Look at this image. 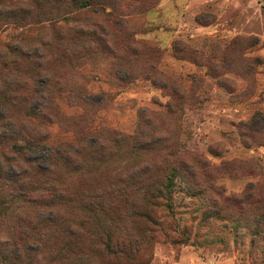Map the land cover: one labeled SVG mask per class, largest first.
<instances>
[{"label":"rangeland","instance_id":"374dc122","mask_svg":"<svg viewBox=\"0 0 264 264\" xmlns=\"http://www.w3.org/2000/svg\"><path fill=\"white\" fill-rule=\"evenodd\" d=\"M114 3L159 54L94 53L71 32L92 16L67 3L71 21L57 25L72 38L47 64L61 90L51 124L14 111L26 156L0 147V264H264V0H161L142 14L137 0ZM60 144L87 146L96 164L64 170L54 205L22 176ZM170 176L173 210L150 204L140 189Z\"/></svg>","mask_w":264,"mask_h":264},{"label":"trees","instance_id":"16d2710c","mask_svg":"<svg viewBox=\"0 0 264 264\" xmlns=\"http://www.w3.org/2000/svg\"><path fill=\"white\" fill-rule=\"evenodd\" d=\"M115 0L104 2L103 0H0V34L10 31L12 28L20 32L11 40L3 41L0 38V76L3 73H10L13 81H0V147L8 148L11 152L26 156L22 147L17 146L12 141V137L17 131L8 121L14 111L26 113V118L34 120L41 127H49L52 116L50 114L52 105L54 111L58 105V98L61 90H56L57 85L50 76L47 67L48 61L58 53L53 51L54 42L66 39L72 34L81 43H90L92 51L99 54H120L123 59L128 56L137 59H146L148 56H157L159 50L138 38L144 32L132 26V20L124 16L115 6ZM161 0H137L138 14L149 12L156 8ZM67 3L76 9L77 13L83 11L92 16V21L84 25L72 27L71 32L62 33V25L71 20L66 17ZM110 8V12L107 9ZM38 21V22H37ZM49 24V27L43 26ZM32 25H35L32 27ZM38 29L36 37L29 34L32 30ZM116 29V30H114ZM123 35V39L118 37V33ZM118 38V39H116ZM118 40V41H116ZM37 48L40 49L37 50ZM176 48V44H175ZM145 69L148 76L155 70L153 64L145 61ZM21 77L22 80H19ZM45 79L41 84L40 80ZM57 92V94H56ZM37 94L42 96L41 103L37 109H28L26 104ZM26 106V108H25ZM12 118V117H11ZM12 120V119H11ZM46 129V128H45ZM131 136L121 138L120 145H124ZM46 139H50L47 135ZM61 145V144H60ZM32 144H25L24 147L31 148ZM33 146L32 148H34ZM65 147V148H63ZM31 148V149H32ZM71 149L72 153L63 151ZM56 155H49L48 165L41 167L35 165L32 160L26 161V170L23 176L27 180L36 179L39 183L41 193H38L40 200L51 199L54 205L59 204L66 198L67 191L62 189L61 178L64 170L74 174L87 173L90 167L96 164L91 149L81 146L78 149L66 148L61 145L55 148ZM27 152V151H26ZM15 153V154H16ZM99 163H106L101 161ZM37 164V163H36ZM132 178H129V181ZM11 181L13 179H10ZM175 177H166V181L155 180L149 187L140 189L143 197L150 203L160 206V202H165L166 208L173 210V194L176 188ZM124 183V184H123ZM121 188L127 186L121 182ZM139 192V191H138ZM83 197L90 196L89 193H80ZM71 196H76L74 192Z\"/></svg>","mask_w":264,"mask_h":264}]
</instances>
